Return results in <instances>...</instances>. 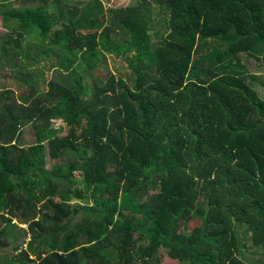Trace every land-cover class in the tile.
Wrapping results in <instances>:
<instances>
[{
  "label": "trees",
  "instance_id": "obj_1",
  "mask_svg": "<svg viewBox=\"0 0 264 264\" xmlns=\"http://www.w3.org/2000/svg\"><path fill=\"white\" fill-rule=\"evenodd\" d=\"M15 1L0 54L58 75L0 71V264H264V0Z\"/></svg>",
  "mask_w": 264,
  "mask_h": 264
},
{
  "label": "crops",
  "instance_id": "obj_2",
  "mask_svg": "<svg viewBox=\"0 0 264 264\" xmlns=\"http://www.w3.org/2000/svg\"><path fill=\"white\" fill-rule=\"evenodd\" d=\"M26 42L27 40H24V42L22 41V45L21 48L18 49L19 54L13 57L14 52L10 53V59L7 60V58L5 57V54L1 55L0 54V71L4 70V71H10V67L14 69L15 71H18V76L22 78L23 81H27V84H23V88L22 87H18L16 86L15 82L13 79H11L12 82V86H8L7 88L11 89L13 92V96L17 99V101H21L20 98V93L18 94L17 90L19 91H23L24 88H26V85H30L31 83L34 84V88L33 91H35V93H40V91H42V80H44L45 78H50L53 75L57 76L58 74V69L56 68H52L50 69V71L54 72V74L50 73L49 70L45 69V61H38V62H33L32 65L30 62H26L25 60V52L27 50L26 48ZM13 45L15 46V43H13ZM12 54V55H11ZM9 61V63H11V65H7L6 63ZM29 61V60H28ZM44 62V64L42 65V63ZM14 63H16L17 65L15 67ZM256 67L258 68V72L255 73L256 76H258V86H257V95L260 97H264V86H261L259 84V81L261 79V77H264V71L262 70V68L260 66L257 65L256 62ZM46 68H48V66L46 65ZM36 70V74L35 76H32V71ZM47 70V71H46ZM12 71V70H11ZM13 72V71H12ZM57 72V73H55ZM261 74H263V76H261ZM4 74H0V84H2V81L4 80L3 77ZM3 90V88L0 85V105L3 102H9L12 98L9 97L10 94L9 93H5L2 94L1 91Z\"/></svg>",
  "mask_w": 264,
  "mask_h": 264
},
{
  "label": "rangeland",
  "instance_id": "obj_3",
  "mask_svg": "<svg viewBox=\"0 0 264 264\" xmlns=\"http://www.w3.org/2000/svg\"><path fill=\"white\" fill-rule=\"evenodd\" d=\"M13 1H15V0H13ZM74 1L75 0H70V3L71 2L73 3ZM83 1H85V0H83ZM137 1H139V0H98L102 9L105 11H107L109 8L125 7L127 5H133V4H136ZM90 2H93V1H90ZM0 3L7 5V3H9V2H8V0H0ZM15 5L19 6L17 1H15ZM17 8L21 9V7H17ZM5 10H7V9H5ZM5 10L2 11L0 9V34L5 32V28L2 25V15L10 12V10H9V11H7V13H5L6 12ZM163 29L164 28H162L161 31ZM152 40H153V42H155V38H152ZM132 53L133 52H130V54H128V55H131ZM43 64H44V62L42 63V65ZM249 66H250V72L251 73H254V72L257 73L259 71L258 68L256 67V62L250 61ZM45 69L48 70V68H46V67H45ZM49 71H50V69H49ZM36 72H37L36 70H33L31 75L35 76ZM93 72L101 80L105 79L109 73H112L115 76H120L125 80H128V77H130L132 75L131 69L128 67V64L124 60L123 56H116L114 53L105 54L104 56H102L99 64L93 70ZM50 73L54 74V72H52V71H50ZM261 76H263V74H261ZM17 92H18V94L20 93L19 90H17ZM260 99L264 100V97H260ZM60 122H61L60 119L52 120V125L55 127L61 126ZM49 166H50V164H49ZM84 201L85 200L82 199L80 202L83 203ZM73 203H79V200L73 199ZM21 227L26 228L27 226L25 224H23V225H21ZM18 233H20V235H18L19 236L18 239H19V241H21L25 237V233H24V231H18ZM28 237H29V235H28ZM164 264H173V263L171 261H167Z\"/></svg>",
  "mask_w": 264,
  "mask_h": 264
}]
</instances>
